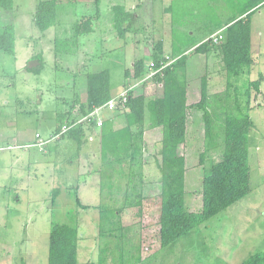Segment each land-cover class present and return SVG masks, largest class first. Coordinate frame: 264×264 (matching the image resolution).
Returning <instances> with one entry per match:
<instances>
[{"label":"rangeland","instance_id":"1","mask_svg":"<svg viewBox=\"0 0 264 264\" xmlns=\"http://www.w3.org/2000/svg\"><path fill=\"white\" fill-rule=\"evenodd\" d=\"M38 1L14 0L12 11L0 10V29L13 22L16 30L15 54L0 50V264H48L54 222L78 228L82 263L99 262L105 253L106 264H239L264 251V81L251 96L249 193L168 246L162 247L159 239L157 160L162 127L145 132L143 213L138 216L134 209L125 208L120 217H114L122 225L117 224L114 240L110 222L105 225L102 215L126 205V193L132 192L127 167L112 170L102 163L101 129L84 124L81 147L67 134L54 137L75 116L76 102L86 98L87 73L108 70L116 97L122 88L138 81L127 77L126 71L132 73L140 58L151 61L161 38H178L188 49L217 33V26L247 0H64L58 6L57 24L44 32L34 23ZM115 4L136 17L125 36L113 26ZM89 16L93 30L76 35L77 23ZM249 19L254 65L251 74L230 79L239 88L248 79L264 76V5ZM168 29L174 37L166 34ZM191 50L185 51L187 62L178 71L188 104L201 99L206 76L210 101L217 110L215 137L204 160L205 127L202 111L196 108L189 109L186 142L179 149L186 156L185 205L197 211L202 207L203 178L212 163L221 160L224 149L226 112L218 105L226 91L233 94L235 89H227L220 48ZM164 51L174 53L170 48ZM37 56L42 57L41 71L25 68L29 60H39ZM155 82L149 95L161 93ZM134 89L142 92L141 84ZM117 112L105 108L99 117L105 120ZM37 135L48 141L41 148L34 144ZM135 182L139 184L138 179ZM56 188L60 192L54 200ZM103 228L108 232L101 236Z\"/></svg>","mask_w":264,"mask_h":264},{"label":"trees","instance_id":"2","mask_svg":"<svg viewBox=\"0 0 264 264\" xmlns=\"http://www.w3.org/2000/svg\"><path fill=\"white\" fill-rule=\"evenodd\" d=\"M64 0H39L34 13V23L44 32L57 24L58 6ZM98 2V0H96ZM264 0H247L243 6L225 24H219L216 31L222 29L223 38L215 43L211 39L203 40L190 48L175 44L172 57L175 61L154 75L150 81L161 85V93L149 95L146 89L147 81L141 84L142 92L134 88L129 91L127 101L122 106L118 101V114L106 118L101 126V159L104 165H110L112 170H124L126 166L129 176V190L126 193V205L112 209L110 213L103 212L102 222H110V239L117 236V224L114 220L120 217L125 208L134 209V214L141 216L145 199L143 185V156L146 146L145 132L149 128L162 127L160 158L157 166L161 175L159 192V239L162 247L175 243L181 237L189 234L194 228L217 215L236 201L246 196L251 188V167L249 161V136L254 125L250 115L252 90L259 91L264 76L258 79H248L241 87L233 86L230 79L251 74L254 65L252 54V26L249 17L261 6ZM14 0H0V10L12 11ZM113 26L121 36L131 30L134 15L121 4L113 7ZM76 35L90 33L93 30L91 16L84 17L77 23ZM214 32V33H215ZM212 34V33H211ZM195 53L208 52L220 48L223 64L228 75L227 89H235L233 94L226 91L220 99L218 108L226 112L224 125V149L222 158L213 162L210 172L202 182V207L190 211L185 205L186 156L180 154L181 145L186 142L187 123L190 108L202 111L205 127L206 149L201 154V161L215 137L214 117L217 110L211 104L206 76L202 78L201 99L188 104L187 88L178 77V71L187 62L185 51L192 49ZM0 50L15 54L16 30L13 22L0 29ZM38 66L25 68L40 72L42 57ZM34 58V57H33ZM36 58V57H35ZM151 60L159 67L166 60L163 43L156 46ZM147 61L138 59L132 73L126 71V76L139 79L146 72ZM130 72V73H129ZM111 76L108 70L89 72L86 74V98L74 105L75 116L70 123L77 122L112 99ZM61 128L56 130L59 133ZM77 141L82 146L85 138L83 122L75 124L62 136ZM207 151V152H205ZM139 180V184L135 182ZM53 199L59 195L56 188ZM133 198V200H132ZM116 224V227H115ZM118 227V228H120ZM116 231V232H115ZM103 228L102 235H107ZM119 236V235H118ZM79 230L76 226L66 223H52L49 238L48 264H106V254L102 253L99 262H80L78 260ZM141 257L139 256V259ZM139 262L140 260L137 259ZM123 264V262H121ZM133 264V263H129ZM239 264H264V251L249 255Z\"/></svg>","mask_w":264,"mask_h":264},{"label":"built area","instance_id":"3","mask_svg":"<svg viewBox=\"0 0 264 264\" xmlns=\"http://www.w3.org/2000/svg\"><path fill=\"white\" fill-rule=\"evenodd\" d=\"M221 31L222 30L218 31L215 34H212L206 40L211 39L213 42L218 43L223 38V34ZM174 61H175L174 57L166 55V60L162 61L159 67H156L155 62L153 60L147 62L146 72L143 74V76L141 78L137 79L138 81L134 85L131 84V85L123 88V90L116 97H112V99L109 100L107 103H105L101 106L95 107V109L92 112H90L89 114L84 116L82 119L78 120L77 122L64 124L62 126L61 130L59 131V133H56L54 137L58 138V137L62 136L70 128H72L75 124H77L79 122H84V124H87L89 126L91 125V126H94L96 128H101L104 120H103V118L99 117V114L103 109H105V108H108L111 110L116 109V107H118V103H119L118 101H120L122 106H123L125 104V102L127 101L128 94H129L130 90L135 88L137 85L148 81L154 75H156L159 71H162L164 68H166L167 66L172 64ZM37 137L39 140L36 143V145H38V146H43L48 142L46 140H42L39 135H37Z\"/></svg>","mask_w":264,"mask_h":264},{"label":"crops","instance_id":"4","mask_svg":"<svg viewBox=\"0 0 264 264\" xmlns=\"http://www.w3.org/2000/svg\"><path fill=\"white\" fill-rule=\"evenodd\" d=\"M126 8L128 9V6H126ZM129 10V9H128ZM135 16V15H134ZM136 19V17H134V19H133V21ZM166 34L167 35H169V34H171V35H169L170 37H174L175 36V34H174V32H173V30L171 29V33H170V31H169V29L168 30H166ZM177 38V37H176ZM161 40V42L163 43V49L165 50H167V49H169L170 48V50L171 51H173V46H175V44H177V45H180V46H182V41L180 40V41H178V38H177V40L174 38V39H171V38H169V39H165L164 37L163 38H161L160 39ZM164 52H168V51H164ZM166 55H169V56H171V54H170V52L169 53H167ZM148 61V60H147ZM151 79H149L148 81H147V85L145 86V88L146 89H148V88H151V86H152V81H150ZM161 86V85H160ZM125 87V86H124ZM127 87V86H126ZM122 90H123V88H122ZM121 90V91H122ZM120 91V92H121ZM111 93H112V91H111ZM75 114V113H74ZM70 123V122H69ZM91 126V125H90ZM92 128H95V129H101V128H96V127H92ZM55 134V133H54ZM62 137V136H61ZM58 138H60V137H58ZM47 141V140H46ZM37 143V142H36ZM36 143H34L35 145H36ZM38 146V145H37ZM44 146V145H43ZM40 148H41V146H39ZM43 148V147H42Z\"/></svg>","mask_w":264,"mask_h":264},{"label":"water","instance_id":"5","mask_svg":"<svg viewBox=\"0 0 264 264\" xmlns=\"http://www.w3.org/2000/svg\"><path fill=\"white\" fill-rule=\"evenodd\" d=\"M39 63H40V61H39L38 59H31V60H29V62H28V66H29L30 68H33V67L38 66Z\"/></svg>","mask_w":264,"mask_h":264}]
</instances>
